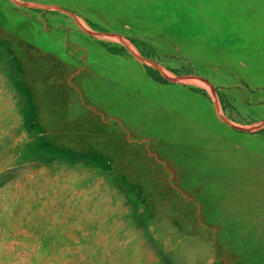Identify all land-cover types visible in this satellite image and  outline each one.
<instances>
[{
  "label": "rangeland",
  "instance_id": "rangeland-1",
  "mask_svg": "<svg viewBox=\"0 0 264 264\" xmlns=\"http://www.w3.org/2000/svg\"><path fill=\"white\" fill-rule=\"evenodd\" d=\"M0 264H264V0H0Z\"/></svg>",
  "mask_w": 264,
  "mask_h": 264
},
{
  "label": "trees",
  "instance_id": "trees-1",
  "mask_svg": "<svg viewBox=\"0 0 264 264\" xmlns=\"http://www.w3.org/2000/svg\"><path fill=\"white\" fill-rule=\"evenodd\" d=\"M106 48L109 49V50H113L114 47L113 46H109L107 44H105ZM146 72L149 76H151L153 79H156L158 81H163V78L158 74L156 73V71L150 69L149 67L146 66ZM168 263V261H167Z\"/></svg>",
  "mask_w": 264,
  "mask_h": 264
}]
</instances>
